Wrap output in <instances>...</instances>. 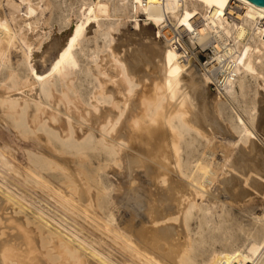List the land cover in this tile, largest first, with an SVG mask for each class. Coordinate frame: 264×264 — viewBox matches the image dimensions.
<instances>
[{
	"label": "bare ground",
	"instance_id": "6f19581e",
	"mask_svg": "<svg viewBox=\"0 0 264 264\" xmlns=\"http://www.w3.org/2000/svg\"><path fill=\"white\" fill-rule=\"evenodd\" d=\"M257 126L248 0H0V264H264Z\"/></svg>",
	"mask_w": 264,
	"mask_h": 264
},
{
	"label": "rangeland",
	"instance_id": "374dc122",
	"mask_svg": "<svg viewBox=\"0 0 264 264\" xmlns=\"http://www.w3.org/2000/svg\"><path fill=\"white\" fill-rule=\"evenodd\" d=\"M96 1V0H95ZM87 27H90V22L87 23ZM142 27H147L150 30V36H146L145 39H154L160 38L162 39V34L159 32V27L153 18H149L146 14L139 13L138 16L129 19L125 25L120 26L119 30L113 33L115 41L113 43H118L124 41L126 38L131 37L133 39H137L139 36L137 34L141 31ZM183 40L189 46L192 52V58L195 61L201 71L207 73L209 80L207 82L206 92L208 94L209 99L212 97H218L223 92V88L221 83L216 79L215 75L210 72H206L204 65L208 62H211L213 57V52L209 48H202L197 43H192L189 39L188 35H183ZM216 64V63H215ZM263 92V91H262ZM261 95L258 94L257 99L260 98ZM259 108L260 105L258 104ZM258 120L261 119L262 113L260 109L258 111ZM257 131L262 137L263 147H264V137L262 136L261 127L257 126ZM4 137L7 140L12 139V136L9 134L8 130L4 127L1 128ZM260 212V208L257 210Z\"/></svg>",
	"mask_w": 264,
	"mask_h": 264
},
{
	"label": "water",
	"instance_id": "95a60500",
	"mask_svg": "<svg viewBox=\"0 0 264 264\" xmlns=\"http://www.w3.org/2000/svg\"><path fill=\"white\" fill-rule=\"evenodd\" d=\"M264 9V0H248Z\"/></svg>",
	"mask_w": 264,
	"mask_h": 264
}]
</instances>
